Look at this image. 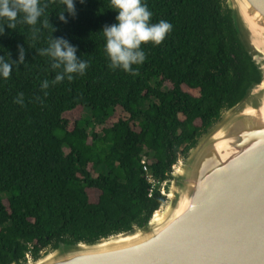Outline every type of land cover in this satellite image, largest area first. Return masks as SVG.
Instances as JSON below:
<instances>
[{
    "label": "trees",
    "instance_id": "16d2710c",
    "mask_svg": "<svg viewBox=\"0 0 264 264\" xmlns=\"http://www.w3.org/2000/svg\"><path fill=\"white\" fill-rule=\"evenodd\" d=\"M145 2L151 23L172 27L160 45H142L146 59L133 66L135 76L108 67L101 30L117 15L108 0H77L67 23L55 0H41V19L56 30L41 28L35 38L22 22L5 26L0 55L16 60L20 45L25 62L0 79V264H24L59 243H91L144 225L166 201L160 184L173 166L257 77L225 0ZM51 35L77 48L88 63L83 75L51 83L61 70L37 51ZM78 107L86 114L70 129L64 115ZM117 109L125 116L108 127ZM87 190L99 192L96 202Z\"/></svg>",
    "mask_w": 264,
    "mask_h": 264
},
{
    "label": "water",
    "instance_id": "95a60500",
    "mask_svg": "<svg viewBox=\"0 0 264 264\" xmlns=\"http://www.w3.org/2000/svg\"><path fill=\"white\" fill-rule=\"evenodd\" d=\"M257 77L197 139L144 225L24 264H264V0H225Z\"/></svg>",
    "mask_w": 264,
    "mask_h": 264
},
{
    "label": "clouds",
    "instance_id": "9594fccd",
    "mask_svg": "<svg viewBox=\"0 0 264 264\" xmlns=\"http://www.w3.org/2000/svg\"><path fill=\"white\" fill-rule=\"evenodd\" d=\"M60 7L57 14L59 20L67 23L65 13L70 17L76 16L75 3L77 0H55ZM83 4L84 0H78ZM110 9L115 11V23L105 25L101 32L104 37V52L109 61L108 67L112 70H122L135 76L137 73L134 65L144 63L146 56L142 50V45L152 43L154 46L160 45L166 35L171 31V24L167 21L151 23L152 13L148 10L145 0H108ZM46 5H42L41 0H0V36L4 35L5 26L15 30L17 22H22L31 26L33 38L41 28H52V33L56 30L48 19H41L44 15ZM20 17L18 21L17 18ZM40 28H37V24ZM40 56H47L51 60L53 70L60 69L52 84L59 83L65 78L72 81L74 76L83 75L88 63L78 59L77 48L64 37H51L46 48L38 49ZM17 59L12 60L10 53L6 59L0 55V79H7L14 66L25 62V48L17 45ZM49 86L48 81L41 84L42 89ZM46 94V93H45ZM22 97V94H19ZM22 103V99L17 100Z\"/></svg>",
    "mask_w": 264,
    "mask_h": 264
},
{
    "label": "rangeland",
    "instance_id": "374dc122",
    "mask_svg": "<svg viewBox=\"0 0 264 264\" xmlns=\"http://www.w3.org/2000/svg\"><path fill=\"white\" fill-rule=\"evenodd\" d=\"M168 86H169V85H168ZM185 90L189 91V90L186 89V88H185ZM189 92H190V91H189ZM191 92H192V91H191ZM192 94L195 95L196 92H192ZM223 113H224V112H223ZM85 114H86V111L83 110L82 107H78V108H76L75 110H73V111H71V112H69V113H66V114L64 115V118H66V119L68 120V122H69V128L71 129L72 126H73V123H74L76 120L80 119L82 116H85ZM224 114H227V112L225 111ZM123 116H125V115L122 113V110H121V109H117L115 115H114V116L108 121L107 126H108V127L111 126L114 122H116V121L118 120L119 117H123ZM197 124H198V122H197ZM97 130H101V127H98ZM64 152L67 154V153L69 152V149H68L67 147H64ZM186 158H187L186 156H184V157H183V156L180 157V159L178 160L177 164H175V165L173 166V170L175 171L176 168H178V166L180 165V163H185L184 161H185ZM89 170H90V172H91L92 174L95 175V173L93 172V170H92L91 167H89ZM173 170H172V171H173ZM95 176H96V175H95ZM163 184H164V183H163ZM163 184H162V186H163ZM87 191H88V194H89V196H90V201H91V202H96L97 199H98V196H99V192H98L97 190H87ZM165 206H166V201H165V203L159 208V210H160V209H163ZM52 250H53V249H46V250L42 251L40 255L46 254V253H48V252H51ZM29 258H31V256H30Z\"/></svg>",
    "mask_w": 264,
    "mask_h": 264
},
{
    "label": "built area",
    "instance_id": "2783aa9c",
    "mask_svg": "<svg viewBox=\"0 0 264 264\" xmlns=\"http://www.w3.org/2000/svg\"><path fill=\"white\" fill-rule=\"evenodd\" d=\"M142 163H143V165H144L143 170H144V172H145L146 175H147V180H148V182L152 184V187H153V188H155V186H156V184H157L156 180L154 179V177L152 176V174H151L150 171L148 170V167H147V165H146V163H145V160H144ZM160 186H161V187H160V190H161V188H162V183L160 184ZM150 196H151V194H150Z\"/></svg>",
    "mask_w": 264,
    "mask_h": 264
}]
</instances>
